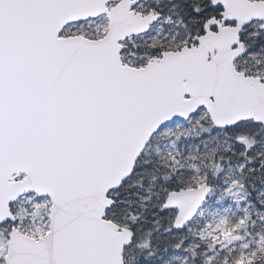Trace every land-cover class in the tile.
Returning <instances> with one entry per match:
<instances>
[{
  "label": "snow or ice",
  "instance_id": "6c2138e0",
  "mask_svg": "<svg viewBox=\"0 0 264 264\" xmlns=\"http://www.w3.org/2000/svg\"><path fill=\"white\" fill-rule=\"evenodd\" d=\"M0 264H264V0H0Z\"/></svg>",
  "mask_w": 264,
  "mask_h": 264
}]
</instances>
